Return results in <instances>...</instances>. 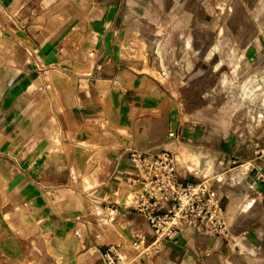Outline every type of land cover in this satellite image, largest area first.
Segmentation results:
<instances>
[{"label": "crops", "instance_id": "1", "mask_svg": "<svg viewBox=\"0 0 264 264\" xmlns=\"http://www.w3.org/2000/svg\"><path fill=\"white\" fill-rule=\"evenodd\" d=\"M254 8L0 0V264H101L112 243L131 253L148 222L124 206L108 221L103 208L129 192V149L176 152L184 181L197 180L190 164L209 167L237 237L188 228L150 264H264V111L259 122L248 113L255 59L264 67ZM220 24L236 25L241 47H203ZM159 53L179 68L164 75ZM227 54L239 81L216 75Z\"/></svg>", "mask_w": 264, "mask_h": 264}, {"label": "built area", "instance_id": "2", "mask_svg": "<svg viewBox=\"0 0 264 264\" xmlns=\"http://www.w3.org/2000/svg\"><path fill=\"white\" fill-rule=\"evenodd\" d=\"M159 57L161 72L172 73L174 68L164 62L161 53ZM170 136L177 138L174 132ZM128 152L133 166L132 174L125 178L129 192L123 202L114 200L103 205L112 211L106 219L113 220L124 206L142 215L152 232L135 230L130 243L132 252L128 254L122 251V243L107 245L101 264H150L168 243L178 242L188 228L205 237L237 242L214 185L220 179L209 167L190 164L187 169L197 180L184 181L179 176L176 152L169 149L156 153L139 149ZM256 177L264 183L263 170L256 169ZM105 201L104 198L97 204Z\"/></svg>", "mask_w": 264, "mask_h": 264}, {"label": "rangeland", "instance_id": "3", "mask_svg": "<svg viewBox=\"0 0 264 264\" xmlns=\"http://www.w3.org/2000/svg\"><path fill=\"white\" fill-rule=\"evenodd\" d=\"M252 3L255 5V25L258 32H260V40H258L257 43L260 48L263 45L262 51L264 52V0H252ZM207 27H211V29H213L212 32L214 33V37L216 40L214 39L213 42L204 44L203 47L213 49L214 51H218L219 53L224 49L236 50L238 47H241L236 43L237 36L234 31L236 29V25L220 24L207 25ZM216 47L219 48L216 49ZM65 53L68 52L65 50ZM213 57H209L208 63H214ZM216 58L217 60L221 59V64L217 68L216 75L221 76L230 82L233 80H240L239 69L241 61L239 60V57L227 54L225 56H218ZM218 63L219 62H217L216 64ZM166 64L172 66L175 69L179 68V64L174 63V60ZM254 65L255 71L253 73V77L250 78L251 82H253V85L251 87V91L253 94V105L249 109L248 113L249 115H252L254 117V121L259 122L262 118L264 111V67H262V64L257 62V59H255ZM95 209H98L99 211L100 207L95 206Z\"/></svg>", "mask_w": 264, "mask_h": 264}]
</instances>
